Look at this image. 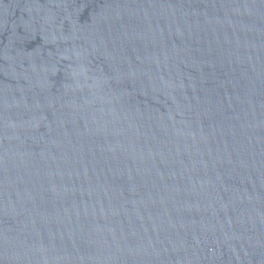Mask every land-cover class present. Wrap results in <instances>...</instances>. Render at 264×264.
<instances>
[{"label":"water","instance_id":"1","mask_svg":"<svg viewBox=\"0 0 264 264\" xmlns=\"http://www.w3.org/2000/svg\"><path fill=\"white\" fill-rule=\"evenodd\" d=\"M0 264H264V0H0Z\"/></svg>","mask_w":264,"mask_h":264}]
</instances>
